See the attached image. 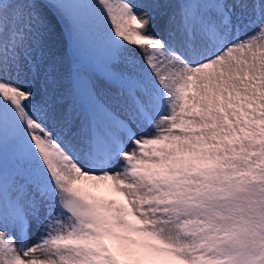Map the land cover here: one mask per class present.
Instances as JSON below:
<instances>
[{"label": "snow or ice", "instance_id": "obj_1", "mask_svg": "<svg viewBox=\"0 0 264 264\" xmlns=\"http://www.w3.org/2000/svg\"><path fill=\"white\" fill-rule=\"evenodd\" d=\"M0 264H264V0H0Z\"/></svg>", "mask_w": 264, "mask_h": 264}]
</instances>
